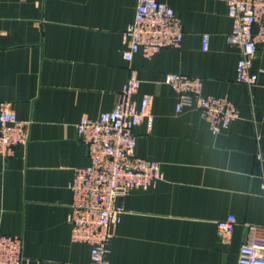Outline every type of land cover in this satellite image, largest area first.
Listing matches in <instances>:
<instances>
[{
    "label": "crops",
    "instance_id": "0c3cea01",
    "mask_svg": "<svg viewBox=\"0 0 264 264\" xmlns=\"http://www.w3.org/2000/svg\"><path fill=\"white\" fill-rule=\"evenodd\" d=\"M161 1L182 21V46L130 64L124 31L138 0H0V111L29 122L27 144L0 157V232L23 237L24 264H93L68 219L74 170L90 163L77 123L116 105L130 66L141 80L134 99H152L136 153L163 177L117 199L126 211L110 264H237L248 225L264 226V48L257 83L240 82L226 0ZM171 72L203 77L204 93L235 102L239 117L214 133L196 106L178 112ZM230 214L236 226L223 232Z\"/></svg>",
    "mask_w": 264,
    "mask_h": 264
},
{
    "label": "built area",
    "instance_id": "2783aa9c",
    "mask_svg": "<svg viewBox=\"0 0 264 264\" xmlns=\"http://www.w3.org/2000/svg\"><path fill=\"white\" fill-rule=\"evenodd\" d=\"M233 28L228 41L240 49L237 80L250 86L257 83L252 71L260 48H264V0H226ZM128 46L124 57L131 64L137 52L151 57L163 48H181L184 29L175 9L161 0H138L134 20L124 31ZM209 37L204 36L207 44ZM119 93L116 105L99 117L84 116L77 123L79 138L88 149L90 163L76 167L71 183L73 201L69 222L72 238L90 247L93 264H110L112 226L122 220L126 208L117 199L133 189H148L163 177L158 161L136 153L137 124L149 113L151 95L145 94L138 105L134 95L141 87L136 70ZM166 81L178 96L177 111L196 106L214 133L228 128L239 117L235 102L225 97L206 95L204 78L171 72ZM28 121L11 109L0 111V157L16 155L19 145L29 141ZM264 195V185H263ZM237 219L230 214L218 226L232 232ZM248 239L239 250L237 264H264V226L249 224ZM0 264H24V241L20 235L0 232Z\"/></svg>",
    "mask_w": 264,
    "mask_h": 264
}]
</instances>
